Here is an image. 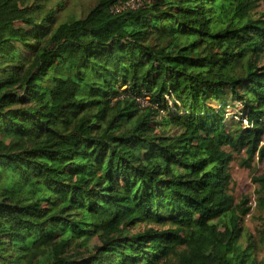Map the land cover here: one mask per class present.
Here are the masks:
<instances>
[{"label": "trees", "instance_id": "trees-1", "mask_svg": "<svg viewBox=\"0 0 264 264\" xmlns=\"http://www.w3.org/2000/svg\"><path fill=\"white\" fill-rule=\"evenodd\" d=\"M128 1L0 0V264H264L259 0Z\"/></svg>", "mask_w": 264, "mask_h": 264}, {"label": "rangeland", "instance_id": "rangeland-1", "mask_svg": "<svg viewBox=\"0 0 264 264\" xmlns=\"http://www.w3.org/2000/svg\"><path fill=\"white\" fill-rule=\"evenodd\" d=\"M53 4L62 2L61 0H52ZM93 0H68L62 2L64 9L57 13L58 20L63 19L68 12L80 13L92 6ZM62 8V7H61ZM258 11L264 13V0H259ZM65 12V13H64ZM233 154V162L231 164V173L233 184L231 185V193L234 196L235 202L239 203L243 199L248 198L249 205L255 208V191L257 185L253 179L264 174V161H260L257 157L251 162V167H247V157L244 152L234 153L230 149H226ZM261 220H264V212L254 211L253 217H247L245 220L246 228L254 233L261 226ZM260 259L264 258V252L260 254Z\"/></svg>", "mask_w": 264, "mask_h": 264}, {"label": "built area", "instance_id": "built-area-1", "mask_svg": "<svg viewBox=\"0 0 264 264\" xmlns=\"http://www.w3.org/2000/svg\"><path fill=\"white\" fill-rule=\"evenodd\" d=\"M140 2L139 0H130L124 4H120L114 8L115 12H122L125 10H134L139 7ZM145 103V102H144Z\"/></svg>", "mask_w": 264, "mask_h": 264}]
</instances>
